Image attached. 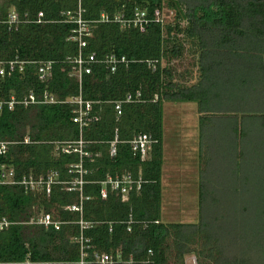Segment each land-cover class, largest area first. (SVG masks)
<instances>
[{
    "label": "trees",
    "instance_id": "obj_1",
    "mask_svg": "<svg viewBox=\"0 0 264 264\" xmlns=\"http://www.w3.org/2000/svg\"><path fill=\"white\" fill-rule=\"evenodd\" d=\"M79 3L83 19L91 22L101 14L127 18L136 9L149 16L158 9L161 21L149 23L143 32L112 21L95 22L80 51L83 56L93 53L96 62L78 81L68 75L66 60L74 59L79 47L69 40L70 26L60 15L74 10L77 0H0V61L26 62L21 72L0 77L1 96L22 98L32 93L41 99L46 92L56 101L0 112V142H12L0 155V167H13L16 178L54 173L59 182L50 186L48 195L28 193L18 185L0 186V219L13 223L0 231V264L26 259L31 264H79L80 244L74 240L79 236L87 246L83 264H93L94 253L112 255L114 264H169L170 250L180 264L189 254L196 264H264V143L259 141L261 131L264 134V105L246 109L249 114H235L233 130L216 145L212 130L220 90L243 87L254 102L261 98L264 104V0ZM9 10L25 20L17 28L4 23ZM164 10L173 14V20H164ZM109 54L123 56L127 63L111 72L102 62ZM183 55L193 59L192 77L173 71L172 62ZM40 61L52 62L48 82L37 78L35 62ZM77 96L93 103L97 118L81 130L71 120L75 106L64 102ZM127 96L130 102H125ZM167 103L195 106L196 222H165L162 217ZM115 134L116 154L110 157L109 143ZM137 134L149 135L155 142L142 161L128 145ZM24 136L29 143L22 142ZM79 140L89 158L80 161L77 153L60 151ZM79 162L86 171L80 214L67 209L78 202V194L60 184L73 178L70 167ZM138 172L139 191L124 198L108 191L100 198V182L106 176L130 173L137 178ZM40 214L60 222L59 229L25 223ZM79 221L89 226L80 229Z\"/></svg>",
    "mask_w": 264,
    "mask_h": 264
},
{
    "label": "built area",
    "instance_id": "obj_2",
    "mask_svg": "<svg viewBox=\"0 0 264 264\" xmlns=\"http://www.w3.org/2000/svg\"><path fill=\"white\" fill-rule=\"evenodd\" d=\"M84 11L80 6L79 0H77V6L74 10H66L60 13L62 17V21L70 26V37L69 40L76 42L79 47V53L74 59H67L69 62V72L68 75L70 77H75L78 81L82 73L88 74L90 69L88 65L90 63H95V55L93 53L88 54L86 57H83L80 54V49L85 47L86 38L90 37L91 29L93 24L96 22L104 23L110 22L119 24L121 28H133L139 32H143L149 23L154 22L158 23L161 21V14L158 9H155L152 12V15L149 16L146 10L136 9L133 11L130 17H124L121 14H113L110 18L108 15L101 14L98 21H87L83 19ZM41 13H38L37 23L40 22ZM25 20H21L19 16L13 10H9L6 14V23L9 29L17 28V26ZM106 64L111 72L114 71L115 66L118 64H126L127 61L123 56L117 57L114 54L106 55L104 60L102 61ZM26 62L17 61L16 59L12 61L2 62L0 61V77L11 75L14 70L22 71L23 65ZM37 68V78L41 82H48L50 80L51 75V65L50 61H40L35 62ZM131 97L127 96L125 102H130ZM66 103H71L75 107L72 109V122L78 125V128H84L90 123L94 122L97 118L93 113V103L90 101H84L80 96L73 97L65 100ZM56 103L52 97H50L46 92H43L41 99H37L32 93H29L22 98H16L15 95L9 94L6 98H3L0 94V112L3 109H7L8 111H12L15 107H23L27 108L29 106L38 105V104H51ZM120 103H116L114 109L116 110V114H120ZM23 143H29L27 136H24L22 139ZM117 136L114 135V139L109 143L108 155L113 157L116 154V143ZM12 142H0V155H3L6 151V148ZM154 140L146 134H137L134 135L130 141H128L129 148L134 156H138L142 161L144 160L151 148L154 144ZM76 144L77 146H74ZM61 152L69 153L74 152L77 153L79 159L89 158L88 153L83 150V142L81 140L72 143L71 145H67L66 147H61ZM81 162L75 166H71V171L74 173V176L71 180L67 182L60 183L63 187L62 189L67 192H76L79 196L78 202L67 207L69 211L81 213V191L82 186L85 183L83 177L86 174V171L82 169ZM69 171V172H71ZM140 172H138L137 178L133 177L130 173H122L115 174L114 176H106L103 181L100 182V198L104 199L107 195V192H113L122 198L126 197L131 192H137L140 189L142 180L139 177ZM54 177L56 174L47 173L45 176H39L34 178L31 175H21L19 178L15 176V170L11 166L3 165L0 167V186L4 185H18L23 188L24 191L28 193L40 194L44 193L48 195L50 192V186L55 183ZM26 224H34L41 225L44 228L52 227L55 230L59 229L60 222L54 221L49 214H40L32 217L30 220L25 222ZM13 224L12 222L7 221L6 219H0V231L6 229L9 225ZM80 229H85L89 226V223L79 221ZM129 231V227L127 228ZM78 241L80 244V254L81 260L79 264H83V258L86 255L84 250L87 246L82 244V238L79 236L74 239ZM87 241V240H86ZM85 241V242H86ZM93 264H114L115 261L110 254H93V259L91 261ZM17 264H31L28 259L23 262ZM124 264H130L129 262H125Z\"/></svg>",
    "mask_w": 264,
    "mask_h": 264
},
{
    "label": "rangeland",
    "instance_id": "obj_3",
    "mask_svg": "<svg viewBox=\"0 0 264 264\" xmlns=\"http://www.w3.org/2000/svg\"><path fill=\"white\" fill-rule=\"evenodd\" d=\"M163 17L166 21L173 20V14L163 11ZM189 54L188 51H184ZM245 64L248 61H244ZM175 75L180 73L183 77L193 76L195 68L193 59L187 55H183L179 59L172 62ZM234 65V64H233ZM191 73V74H190ZM243 78L247 77L244 73ZM189 80V79H187ZM190 83V81H188ZM234 88L233 91L220 90L218 97V114L212 119V128L215 133V145L219 143L220 138L225 136L227 131L233 130V122L235 114L247 113L254 106L263 107L261 98L254 102L246 88ZM224 95V96H223ZM223 96V97H222ZM243 97V98H241ZM246 101L238 102L239 99ZM240 104L243 107L240 108ZM257 106V107H258ZM243 109V110H242ZM249 110V111H246ZM225 113V114H224ZM237 117V116H236ZM239 118V117H237ZM248 119V118H245ZM248 121H246L247 123ZM261 127V124H257ZM209 127L205 125L204 129ZM210 129H208L209 131ZM264 134L261 131L259 141L264 143ZM198 120L194 104H172L167 103L164 106V174H163V201H162V217L165 222H196L197 220V199H196V181H197V164L196 154L198 150ZM204 145H211L204 141ZM199 165V164H198ZM219 166V164H218ZM261 166L264 167L263 162ZM261 170V169H260ZM262 171H264L262 169ZM167 260L169 264L176 263L173 254L167 252ZM182 264H196L195 257L192 254L185 255Z\"/></svg>",
    "mask_w": 264,
    "mask_h": 264
},
{
    "label": "crops",
    "instance_id": "obj_4",
    "mask_svg": "<svg viewBox=\"0 0 264 264\" xmlns=\"http://www.w3.org/2000/svg\"><path fill=\"white\" fill-rule=\"evenodd\" d=\"M82 17H83V15H82ZM71 41V40H70ZM81 50V49H80ZM80 54H81V51H80ZM82 55V54H81ZM83 56V55H82ZM87 56V55H86ZM86 56H83V57H86ZM14 95V94H13ZM93 123V122H92ZM91 124V123H90ZM89 124V125H90ZM89 125H87L86 127H88ZM85 128V127H84ZM82 129V128H81ZM80 128H79V130H81ZM163 154H164V150H163ZM165 162V161H164ZM164 167V166H163ZM163 174H164V169L162 170V174H161V186H162V190H163Z\"/></svg>",
    "mask_w": 264,
    "mask_h": 264
}]
</instances>
